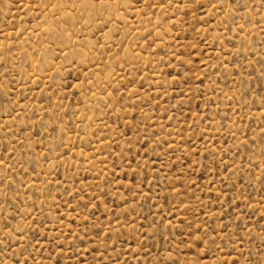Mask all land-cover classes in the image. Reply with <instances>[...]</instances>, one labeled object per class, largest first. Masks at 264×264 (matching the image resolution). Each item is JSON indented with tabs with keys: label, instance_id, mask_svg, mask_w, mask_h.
<instances>
[{
	"label": "rangeland",
	"instance_id": "rangeland-1",
	"mask_svg": "<svg viewBox=\"0 0 264 264\" xmlns=\"http://www.w3.org/2000/svg\"><path fill=\"white\" fill-rule=\"evenodd\" d=\"M0 264H264V0H0Z\"/></svg>",
	"mask_w": 264,
	"mask_h": 264
}]
</instances>
